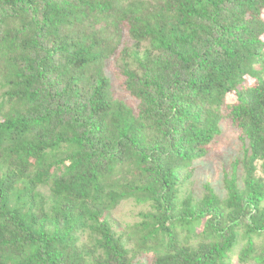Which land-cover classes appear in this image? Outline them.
<instances>
[{"label": "trees", "instance_id": "trees-1", "mask_svg": "<svg viewBox=\"0 0 264 264\" xmlns=\"http://www.w3.org/2000/svg\"><path fill=\"white\" fill-rule=\"evenodd\" d=\"M226 124L224 195L185 192ZM244 263L264 264V0H0V264Z\"/></svg>", "mask_w": 264, "mask_h": 264}, {"label": "rangeland", "instance_id": "rangeland-1", "mask_svg": "<svg viewBox=\"0 0 264 264\" xmlns=\"http://www.w3.org/2000/svg\"><path fill=\"white\" fill-rule=\"evenodd\" d=\"M111 68H108V73L113 78L115 97L124 98L125 96L126 100H129V97L122 92L120 81L118 77H115ZM228 101H235V97L229 95ZM223 128V134L212 144L208 156L196 162L194 175L184 186L185 192L192 191L195 196H200L203 193V186L209 183L217 192L224 195L225 171L231 169V163L243 155V150L237 132L228 124L223 126ZM147 207V204H136L132 200L123 203L114 212L113 218L116 229L123 228L126 223L139 220V212L143 209L145 210Z\"/></svg>", "mask_w": 264, "mask_h": 264}]
</instances>
